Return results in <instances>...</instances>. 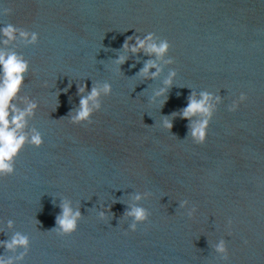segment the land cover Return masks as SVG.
<instances>
[{"label": "water", "instance_id": "water-1", "mask_svg": "<svg viewBox=\"0 0 264 264\" xmlns=\"http://www.w3.org/2000/svg\"><path fill=\"white\" fill-rule=\"evenodd\" d=\"M8 23L39 33L35 45H9L30 61L21 94L39 102L29 127L44 139L0 178V240L20 231L31 241L20 264H264V0H0V27ZM147 32L171 42L175 63L143 80L135 73L148 57L138 54L133 68L129 53L118 72L113 59L126 37ZM169 68L177 76L168 99L150 102ZM95 81L110 82L112 94L92 125L69 123L77 85L90 91ZM205 89L223 97L205 143L186 137L180 116L171 131L161 127L192 90ZM240 92L247 101L228 111ZM137 191L153 193L140 202L151 216L133 232L121 215ZM63 197L83 214L68 236L47 231ZM183 199L197 205L193 219L178 207ZM102 204L114 216L100 219ZM220 238L226 261L212 247Z\"/></svg>", "mask_w": 264, "mask_h": 264}, {"label": "clouds", "instance_id": "clouds-1", "mask_svg": "<svg viewBox=\"0 0 264 264\" xmlns=\"http://www.w3.org/2000/svg\"><path fill=\"white\" fill-rule=\"evenodd\" d=\"M12 12L11 7L3 8L4 15H10ZM136 33L138 32L136 31ZM17 39L23 40L28 45H35L39 42V33L12 23L0 27V178L15 173L16 159L26 145L39 148L44 143L41 132L34 126L29 127V121L36 116L39 102L29 95L21 94L30 71V61L25 58L23 53L9 49L10 43H14ZM171 48V42L167 38H161L155 32H147L144 35L133 34L126 37L122 47L118 49L119 54L113 61L117 65L116 70L119 72L122 71L121 65L130 59L129 53L137 57L136 61L130 65L133 68L136 63L140 62L138 54L143 53L148 58L143 60V66L135 75L143 80H155L162 75L166 66L175 63L174 57L169 55ZM176 76L177 70L169 68L167 76L162 81V86L153 90L150 102L155 103L158 98L164 96H167L168 99V93L174 85ZM46 86L47 81H45ZM68 87H71V84ZM67 90V88L63 89L65 92ZM111 94L112 84L108 81L92 82L90 91H88L86 83L77 85V95L80 97L79 103L69 112V123L92 125L94 114L103 107L102 98ZM167 99L161 102L162 107ZM247 99V93L240 92L238 98L227 106L228 111H236ZM222 100L223 97L215 92L206 89L199 92L192 90L187 97V105L178 112L164 115L161 127L171 131L173 119L180 116L188 121L186 137H190L195 144H203L208 137L210 122ZM169 116L173 118L169 119ZM152 195L151 191H137L128 194L127 205L121 215L124 219H131L128 230L135 232L139 224L149 221L151 212L148 208L142 206L140 202L151 198ZM117 202H120L119 198L113 204ZM58 207L60 212L55 217V227L47 231L55 232L60 236L71 235L77 230L79 221L83 217L80 202H76L74 206L71 199L63 197L59 200ZM111 207L112 205H100L97 210L98 217L106 220L110 212L114 216ZM178 207L185 209V215L189 219H193L198 211L197 205H190L187 199L179 201ZM232 224V218H228L226 226L229 229V235H231ZM13 226L14 221L9 219L7 227L12 228ZM30 246L29 236L20 231L14 232L10 239L0 240V247L4 248L5 252H18L15 256L0 254V264H20L27 256ZM212 247L215 253L218 254V259L225 261L229 259V248L226 239L220 238Z\"/></svg>", "mask_w": 264, "mask_h": 264}]
</instances>
